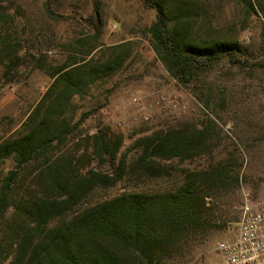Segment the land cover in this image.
I'll use <instances>...</instances> for the list:
<instances>
[{
  "label": "rangeland",
  "instance_id": "rangeland-1",
  "mask_svg": "<svg viewBox=\"0 0 264 264\" xmlns=\"http://www.w3.org/2000/svg\"><path fill=\"white\" fill-rule=\"evenodd\" d=\"M251 1L254 10L247 9L243 0H211L208 17L202 14L194 25L202 34L218 27L236 37L242 47L238 56L241 63L224 60L195 81L182 84L169 75L151 48L147 28L155 19V11L141 0H97V4L95 0H56L60 6L54 9L58 8L60 15L53 18L45 13V0H0V27L6 22L0 31L20 43L19 53L27 55L11 80L2 76L0 62V140L23 132L29 110L51 81L45 71L34 66L36 57L30 54L37 56L42 50L40 57L48 61L63 59L68 45H78L77 40L93 33L92 25L81 18L95 20L97 6L102 18L101 47L92 57L119 43H128L130 53L116 73L102 77L83 95L74 97L71 115L79 125L54 150L53 157H72L82 172L93 168L113 175L118 166L123 167V177L113 186L97 187L84 200V206L124 192L173 190L189 173L223 165L231 176L226 188L203 192L199 185L205 206L212 213L207 227L190 233L175 250L159 259L160 264H222L217 243L237 228L244 195L264 194V10L257 8L258 2L264 6V0ZM79 14L83 16L79 18ZM1 51L0 45V57ZM162 96L167 99L162 101L164 107H159L156 101ZM170 97L179 100L180 108L169 106ZM133 98L140 100L143 110ZM143 111L149 119H144ZM205 124L211 125L207 152L186 159L154 158L166 169L156 177L137 168L141 137ZM100 132L112 143L122 137L116 159L99 161L90 140H85ZM41 165V161L27 165L20 176L35 177ZM13 167L14 161L7 158L0 177Z\"/></svg>",
  "mask_w": 264,
  "mask_h": 264
},
{
  "label": "trees",
  "instance_id": "trees-1",
  "mask_svg": "<svg viewBox=\"0 0 264 264\" xmlns=\"http://www.w3.org/2000/svg\"><path fill=\"white\" fill-rule=\"evenodd\" d=\"M210 1L141 0L155 11L147 28L151 48L169 75L182 84L195 81L224 60L241 63L242 47L236 37L218 27L204 34L195 29L196 19L208 17ZM243 1L254 10L251 0ZM54 6L59 8L60 3L45 0L50 18L60 15ZM257 8L264 10L263 3L258 2ZM89 17L81 19H87L93 33L77 40L78 45H68L63 59L48 61L40 57L42 50L37 56L30 54L36 57L34 66L51 81L29 110L23 132L0 140V169L7 158L14 161V167L0 177V264H160L162 255L175 250L186 236L207 227L212 213L205 206L204 190L228 186L231 176L218 165L189 173L173 190L124 192L84 206L97 187L115 185L123 177V167L118 166L113 175L93 168L82 172L72 157L54 158L53 152L79 125L71 115L74 97L116 73L130 53L128 43H119L92 57L101 47L102 18L97 6L95 20ZM3 22L0 30L6 28ZM8 37L0 31L2 76L11 80L27 55H21V44ZM210 126L171 128L141 137L137 168L156 177L166 169L154 158L186 159L207 152ZM85 140L104 162L107 157L116 159L122 137L112 143L100 132ZM36 161L42 164L39 173L21 177L20 172Z\"/></svg>",
  "mask_w": 264,
  "mask_h": 264
},
{
  "label": "built area",
  "instance_id": "built-area-1",
  "mask_svg": "<svg viewBox=\"0 0 264 264\" xmlns=\"http://www.w3.org/2000/svg\"><path fill=\"white\" fill-rule=\"evenodd\" d=\"M160 99L156 101L159 107L167 98L162 96ZM133 101L144 109L138 98H133ZM168 103L174 109L181 106L175 97H170ZM143 114L144 119H149L148 113L143 111ZM122 123L119 121V125ZM217 250L222 264H264V194L259 197L249 193L244 195L237 228L230 236L218 241Z\"/></svg>",
  "mask_w": 264,
  "mask_h": 264
}]
</instances>
